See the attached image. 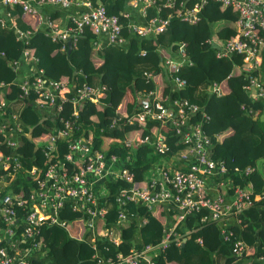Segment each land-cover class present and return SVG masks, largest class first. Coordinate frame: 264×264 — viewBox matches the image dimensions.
Returning <instances> with one entry per match:
<instances>
[{
	"label": "built area",
	"instance_id": "built-area-1",
	"mask_svg": "<svg viewBox=\"0 0 264 264\" xmlns=\"http://www.w3.org/2000/svg\"><path fill=\"white\" fill-rule=\"evenodd\" d=\"M136 1L142 3L144 13L154 2ZM212 1L224 7H232L237 15L234 34L218 47L216 57L242 56V70L246 75L243 91L246 95H252L251 100L264 98V82L260 81V73H264V37L261 35L264 32V0ZM0 2L5 7L20 6L24 14L35 17L39 26L44 25L47 35L54 42L66 43L71 38L75 41L76 35L89 27L97 35V39L101 34L107 35V44L123 46L126 43L120 36L118 18L107 15L102 6L94 8L87 5L86 12L70 16L69 26L60 31L49 17L39 14L37 6L52 5L68 9L73 4L72 0H36L37 6L24 0ZM201 6H205V0L192 10L181 8L176 15L183 23L197 24L200 19L195 10ZM163 8L170 11L166 20L156 17L143 27H130V33L139 38L161 33L174 12L173 0H166ZM6 16L10 19L8 13ZM14 26L12 23V28ZM0 28L10 29L6 20L1 17ZM16 35L18 40H22L29 37L30 33L17 31ZM94 46L98 48V41ZM0 53L5 56L3 52ZM177 55L179 62L171 58H166L163 62L164 69L174 74L171 80L173 91L169 95L158 98L155 89L142 93L139 111L129 117L119 114L123 107L121 101L115 108V116L109 122V128L115 129L123 124L151 121L172 130L180 138L184 146L182 153L175 152V145L166 143L162 134L155 138L153 144L160 157H174L175 163L181 166L174 168L165 163L156 164L139 180H136L135 172L128 167L132 162L130 156H108L104 150L96 147L91 136L82 135L78 123L79 112L86 102L100 104L107 92L104 84L91 86L83 82L75 88L69 80L45 81L31 74L17 87L20 93L18 100L27 106L29 98L33 96L32 109L52 121L53 126L43 142L37 143L44 159L43 167L31 169L27 188L19 193L12 192L9 185L14 179L12 175L19 169L17 149L24 131L17 115H7L3 111L6 101H0V264H32V261L43 258L46 248L40 238V230L52 225L65 229L76 240L87 234L91 235V242L96 249L93 264H155L153 260L147 261L145 256L153 251L165 252L171 243L180 247L182 237L176 231L177 225L166 228L157 245L145 244L139 250L130 248L127 254L118 250L122 242L119 228L128 227L133 219L145 224L146 214H155L159 206H171L176 213L177 223L188 216L200 215L198 223H215L220 228L222 240L232 244L233 234L229 230V221L255 202L252 188L251 185L249 188H242L234 184L226 178L228 170L224 162L212 158L209 137L203 131L201 123L193 120L200 112L199 107L180 96H172L187 86V81L177 75L188 61L184 44ZM13 66L16 72L15 61ZM146 77L153 80L151 74ZM5 86L0 83L1 90L6 89ZM209 91L216 96L222 95L220 86L216 83L211 85ZM59 139H65L66 153L55 160L54 152ZM150 143L152 142L148 137L135 135L124 146L130 149ZM256 170V165L248 166L242 171L243 176L248 177ZM114 182H122L124 186L114 191V196L110 198L106 185ZM258 199L259 196H256V201ZM65 205L71 213L78 215L73 221V232L69 231L68 222L60 220ZM112 205L116 209L117 223L116 226H107L104 220ZM134 205L144 210L143 217L130 211L129 207ZM97 223L100 224L98 227ZM100 244H107L116 252L109 254L107 246ZM231 251L235 264H239L254 249L237 240L233 242Z\"/></svg>",
	"mask_w": 264,
	"mask_h": 264
},
{
	"label": "trees",
	"instance_id": "trees-1",
	"mask_svg": "<svg viewBox=\"0 0 264 264\" xmlns=\"http://www.w3.org/2000/svg\"><path fill=\"white\" fill-rule=\"evenodd\" d=\"M145 9L144 20L148 23L158 17L166 20L170 11L163 8L166 0H153ZM203 0H173L174 12L168 19L165 29L154 36L139 38L130 33V22L126 10L131 8L136 0H89L92 7L102 6L106 14L116 16L121 26L120 36L125 39L123 46L107 44L102 48H95L97 35L86 27L81 33L70 39L72 45L68 53L67 43L54 42L46 33L36 32V18L23 13L20 6L8 5L6 11L14 21L16 30L21 33L29 32L26 39L18 40L11 29L0 28V83L6 89H0V101H6L3 111L17 115L24 134L18 145V171L12 175L13 181L9 189L19 193L29 185V172L32 168H42L44 159L37 143L52 130L53 123L33 110L31 104L34 97L29 98L27 106L18 100L19 90L12 88L16 80L12 55L18 52L28 53L33 66V75L45 81L59 82L69 80L75 88L83 82L91 86L104 84L107 87L105 97L100 104L84 103L79 112L78 123L83 136H91L97 148L104 150L109 156H130L132 162L128 167L135 172L136 180L149 169L160 165V157L154 148L155 138L162 134L165 142L175 145V152H183V144L172 130L161 127L155 122L134 123L120 125L115 129L109 128L110 119L115 116V108L124 101L125 110L122 116H131L139 111V98L142 93L155 89L154 80H159L158 96L169 95L173 91L171 80L174 74L163 67L165 50L177 54L184 44L187 63L177 75L187 81V86L173 93L190 104L199 107L200 112L193 118L201 123L203 131L211 143L212 158L223 161L228 170L230 181L242 188H249L254 196H259L251 206L245 208L232 221L230 231L233 234L232 244L241 240L248 247L254 249L256 255L264 254V173L259 168L264 163V98L249 99L243 91L246 75L243 72L242 56L233 55L231 58H217L220 44L228 40L234 31L227 28L213 33V28L206 33L207 38L215 36L218 45L207 43L202 30V19L197 24L183 23L176 15L181 8L192 10ZM220 9L223 16L235 13L232 7H224L212 0H205L204 11ZM237 15L235 16V20ZM35 22V23H34ZM223 25V24H221ZM264 37V32L261 33ZM264 68V51L262 54ZM151 74L153 80L146 75ZM260 73V81L264 79ZM213 83L220 86L221 96L210 93ZM73 95V91H71ZM202 116V117H201ZM204 116V117H203ZM135 135L148 137L152 143L125 148L127 140ZM65 139L56 143L54 159L59 160L66 153ZM256 165L257 170L248 177L243 176V170ZM237 169V170H236ZM122 182L106 185L109 197L114 191L123 187ZM110 203L111 200L109 199ZM130 211L143 217V209L134 206ZM156 211L155 216L146 214V223L141 224L133 219L128 227H120L122 242L119 251L127 254L130 248L141 249L142 245H157L163 237L166 217ZM198 217V218H197ZM188 216L182 222L188 231L181 233L180 247L171 243L165 252H159L153 261L155 264H235L232 255V244L224 242L220 228L215 224L198 223L200 215ZM78 215L71 213L65 205L60 214V220L71 223ZM107 226H116V209L110 206L104 220ZM46 253L43 258L32 261V264H93L96 255L91 242V236L86 235L81 240L73 239L68 232L56 225L44 226L40 230ZM109 254L116 250L107 245ZM99 246V248H100Z\"/></svg>",
	"mask_w": 264,
	"mask_h": 264
},
{
	"label": "crops",
	"instance_id": "crops-1",
	"mask_svg": "<svg viewBox=\"0 0 264 264\" xmlns=\"http://www.w3.org/2000/svg\"><path fill=\"white\" fill-rule=\"evenodd\" d=\"M24 1L31 2L34 5H36V3H35L36 0H24ZM72 1H73V4L68 9H60L59 7H55L52 5H42V6L36 5V6L38 8L37 10H38L40 15L49 17L51 19L52 23L56 27H58V29L60 31H62V30H65L69 26L68 20H69L70 16L86 12L88 10L87 5H90L89 0H72ZM7 13L8 12L6 11V7L0 2V17L5 19L6 23L10 27V29L13 30L15 33H17L16 26H14V28H12V23H14V21H12L11 18L10 19L7 18V16H6ZM126 13H127V17L129 19V22H130V27H134V26L143 27L147 23L144 20L145 13L143 11V5H142V3L138 2V1H136L131 8L127 9ZM221 13L222 12L220 9L219 10L218 9H214V10L212 9L209 11H204V6L197 7L195 10V14L199 17V19H202V23H203L202 30L204 31L205 34L201 35V38L204 39L206 37V39H204V40H206L207 43H209V44L215 43L216 45H218V42H217L218 39L215 36H213V39L212 38L210 39V37L207 38L206 33H208L210 31V27H211V29L213 28V33H216L217 31H219V29H222L224 27L227 29L234 30V27H235L234 20H235L236 14L230 13L227 16H223ZM221 24H223V25H221ZM14 25H15V23H14ZM34 26H35L36 32H41V33L47 34L48 31L45 29L44 25L39 26V24L37 23V19H36V24ZM97 41H98V48H102V47L106 46L107 45V35L101 34L98 37ZM177 54H173V53L169 52L168 50H165V57L166 58H172V60L179 62L180 58ZM11 59H12V61H15L17 63L16 80L14 81V83L11 84V87L17 88L25 78H28L33 73L32 61H31L28 53L22 52V51L14 54V56L12 55ZM261 76H263L262 78L264 79V73ZM154 83H155L156 94H157V97L159 98L158 92H157V89H159V80L158 79L154 80ZM248 97H249V99H251L252 95L248 94ZM122 105H123L122 109L119 110V114H121V115L124 114V110H125L124 101H123ZM262 119L264 120V115H262ZM175 162H176L175 158L169 156V157H163L160 161V164L165 163L168 166H171L174 168L181 166L180 164H176ZM259 168H261L262 172L264 173V163H260ZM102 194H104V193H102ZM253 199L256 201V196H254ZM158 208H161L160 213L163 212L162 216L166 217L165 218L166 219L165 229L170 227V226H173L175 224V225H177L176 226L177 229L179 226V230L181 233H186V231H188L186 226L182 223L183 221L179 222V223H177V221H175L176 213L172 210L171 206H164V207L159 206ZM156 214H159V213H157V211H156L155 214H153V216H155ZM233 220L234 219H231L229 221V225L232 224ZM99 225L100 224L97 223V227ZM165 229H164V231H165ZM69 236H71V235L69 234ZM78 236L82 237L81 235H78ZM81 239H77V240H81ZM239 264H264V254L255 255V251H253L251 254H249L247 256V258L241 260V262Z\"/></svg>",
	"mask_w": 264,
	"mask_h": 264
},
{
	"label": "water",
	"instance_id": "water-1",
	"mask_svg": "<svg viewBox=\"0 0 264 264\" xmlns=\"http://www.w3.org/2000/svg\"><path fill=\"white\" fill-rule=\"evenodd\" d=\"M67 46H68V53L71 51V49H72V45H71V43L70 42H68L67 43ZM159 255V252L158 251H153V252H151V253H149V254H147L146 256H145V259L147 260V261H152L156 256H158Z\"/></svg>",
	"mask_w": 264,
	"mask_h": 264
},
{
	"label": "rangeland",
	"instance_id": "rangeland-1",
	"mask_svg": "<svg viewBox=\"0 0 264 264\" xmlns=\"http://www.w3.org/2000/svg\"><path fill=\"white\" fill-rule=\"evenodd\" d=\"M165 59H166V57H164V60H165ZM171 59H172V58H171ZM68 228H69V231H70V232H73L74 229H75V224H74L73 222L69 223Z\"/></svg>",
	"mask_w": 264,
	"mask_h": 264
}]
</instances>
